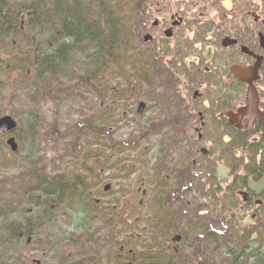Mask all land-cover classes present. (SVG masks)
Masks as SVG:
<instances>
[{
  "label": "trees",
  "instance_id": "trees-1",
  "mask_svg": "<svg viewBox=\"0 0 264 264\" xmlns=\"http://www.w3.org/2000/svg\"><path fill=\"white\" fill-rule=\"evenodd\" d=\"M174 6L171 0H0V91L12 85L30 106L21 111L26 128L15 134L17 126L16 139L46 152L41 105H87L81 107L87 114L66 129L72 140L57 159L63 170L48 173L44 158L28 157V173L0 201V264H26L40 246L56 247L60 264H264L257 239L239 243L234 202L213 190L219 164L229 165L232 186L243 188L264 172V157L258 160L259 151L239 135L229 145L214 136L209 156H200L190 129L198 108L188 107L176 81L186 52L167 40L150 55L138 49L144 23ZM183 75L185 88H194L190 72ZM140 92L150 115L137 113L129 139H115L116 124ZM5 112L0 98V117ZM238 149L244 158L252 154L248 163L236 159ZM98 170L117 171L108 203L92 197ZM61 207L80 209L69 227L94 229L58 238L53 226ZM76 243L79 249L69 251Z\"/></svg>",
  "mask_w": 264,
  "mask_h": 264
},
{
  "label": "flooded vegetation",
  "instance_id": "flooded-vegetation-1",
  "mask_svg": "<svg viewBox=\"0 0 264 264\" xmlns=\"http://www.w3.org/2000/svg\"><path fill=\"white\" fill-rule=\"evenodd\" d=\"M233 1L192 0L186 2L187 8L179 10L174 6L173 10L176 9V12L170 17H168L170 14L167 15L168 10H160L161 17L151 27L161 28L164 40L167 41L173 40L176 33L181 30L183 33L185 31L181 36H177L176 49L183 48L186 52L184 62L179 66L184 72H190L189 78L194 85V88L187 90L185 86H190L188 78L184 81L186 93L182 99L187 101L189 108H198L195 112L196 119L190 124L194 139L198 141L196 152L206 158L209 156L214 136L219 135L220 141L224 145H229L235 142L236 136L239 135L241 138L247 136L249 144L254 145L253 150L259 151L257 159L261 160L264 157V41L262 45L261 40V35L264 36V16L258 13L261 8L259 0H238L240 7L242 3L245 4V14L239 11L240 7L236 11L232 10ZM195 8H200L198 14ZM211 10L215 11L216 15H209ZM197 19L201 21L198 25ZM169 29H172V36L166 37L165 32ZM151 37L150 41L154 39ZM150 41L144 40L145 43ZM224 42L227 45H224ZM243 48H247L252 55L245 53ZM217 51L224 53L225 58H221ZM258 57L263 58L259 71L260 78L253 82L256 94L249 98V83L237 78L235 76L237 70L232 69L252 67ZM256 98L257 105L249 104V99L256 101ZM213 106H219V109L212 111ZM146 108L145 104L142 114ZM245 108L251 117L244 114L240 124L232 122L229 114L239 115V111ZM234 154L236 159L246 160V163L252 155L246 154L244 158L239 149ZM193 164H197L196 158L193 159ZM220 166L229 169L227 179L221 183L218 178ZM233 182L232 168L223 163L219 164L216 168V184L213 190L234 202L232 210H235L236 219L237 210L248 211L253 216V221L258 217L264 218V172L253 174V177L247 180V186L243 185V188L235 184L232 186ZM251 183L255 188H251ZM230 186L232 192H229ZM254 211L256 212L253 213ZM254 227L256 229V226ZM263 229L262 227L260 230L257 229L260 237H263Z\"/></svg>",
  "mask_w": 264,
  "mask_h": 264
},
{
  "label": "rangeland",
  "instance_id": "rangeland-1",
  "mask_svg": "<svg viewBox=\"0 0 264 264\" xmlns=\"http://www.w3.org/2000/svg\"><path fill=\"white\" fill-rule=\"evenodd\" d=\"M186 2H191L192 0H171L172 3L176 4L177 8L180 10L182 8H187L188 4ZM261 2V8L259 9L258 13L263 17L264 16V0H259ZM212 3V2H209ZM232 10H237L240 7V3L238 0H234L232 3ZM196 14L200 12V8H195L194 9ZM245 4L242 3L240 7V12L242 14H245ZM202 11V10H201ZM176 9L170 11L167 13L169 15L168 17L171 16V14H175ZM222 13H227V12H222ZM157 14V15H155ZM155 16H152V20L149 21V23H144V29H140L139 31V40H138V49L140 50L141 53L144 55H150L152 52L164 49V35L162 32V29H151V25L161 17L162 13H155ZM217 14H219L217 12ZM229 14V13H227ZM195 15V14H194ZM209 15H216L215 11H210ZM221 15V14H219ZM197 16V15H195ZM194 18V17H192ZM201 21H198L196 25ZM195 21H192V24L194 25ZM140 20L137 22V27H141ZM148 26V28H147ZM185 33V31H184ZM183 30H181L178 34L176 33V36L173 40H169L167 45H169L170 48L176 49V44H177V36L184 34ZM150 34L151 36L154 37L150 43H145L144 42V37ZM3 49L0 50L2 52ZM218 54L221 56V58H225L224 53L217 51ZM178 75V79H176L177 83H179L178 90L182 93L185 94L186 90L184 88V81L187 79V77L183 75V71L180 70V72H176ZM170 78L169 76L166 77V79ZM3 79L1 76L0 72V81ZM5 81V80H4ZM3 81V82H4ZM175 82V79H174ZM171 83H173V80L171 79ZM176 83V84H177ZM6 84V83H5ZM140 99H138L137 104L132 106V109L128 111L127 113H124L123 116L119 119V122L116 124V129H115V139H122V140H128L129 135L131 133V130L135 128L133 122H138L139 119L136 117L139 109H140V104L145 103L148 105V100L143 92H140ZM0 98L4 99V105H6V108H8V112H5L3 116H11L17 123L18 127H20L19 131H15V134L20 133L21 129H25L26 127L24 124L26 123V116L21 114V111L27 109H30V106L27 102V99L25 95L16 92L13 89L12 85L6 84L5 88L0 91ZM43 108V114L45 115V122H46V127L45 130L42 131L44 134V140L46 143V139L49 148H47L46 152L44 151L43 153L37 154L36 152H33V148H30L28 144H25L22 139L21 141H18L16 139V142L18 144V150L16 152L12 151L11 147L7 145L8 139L11 137L16 138V135L12 133L9 134H2V137H0V142H1V149H0V201L3 200L5 201L6 199L4 198L5 194L9 195V189L19 185V180L23 174H27L29 171V168L31 167L28 163H26V158L36 156V157H42L45 159V163L47 164L48 168V173H53L55 174L54 171L58 170V167L60 168V165L58 164V157L61 154L66 153V146H68L69 142L72 140H67L68 135H66L67 131L66 129L69 128H74L78 124V119L80 116L86 115L87 111L82 110L81 107H86V103H83L81 105V102L79 100H75L74 103H66V105H60V104H54L52 101H48L41 105ZM12 111H14L15 114H12ZM151 112L149 110H146L145 114L146 116H149ZM126 114V115H125ZM0 117V118H1ZM133 123V124H131ZM26 132V131H25ZM113 134V135H114ZM74 137V136H73ZM152 142H155V139H152ZM47 146V144H45ZM43 145V146H44ZM51 147V148H50ZM56 147V148H55ZM55 148V149H54ZM35 153V154H34ZM63 156V155H62ZM73 162V160H69V157H66V163L70 165ZM60 162V161H59ZM76 162V161H75ZM72 169V166H69ZM63 170V168H60ZM100 173V178L97 183H94V187H92L94 190L91 191L93 194L94 199H100L103 202L111 201L113 198V193L117 192V187L119 185V182H116L114 178L116 179L117 176V171H106L103 172L101 170H98ZM24 175V176H25ZM86 175V174H85ZM4 178H8L5 180ZM11 178V179H10ZM4 179V180H3ZM107 187H109L108 190ZM112 187V188H111ZM112 189V191L110 190ZM14 191V188L13 190ZM19 200H14L13 202L16 203ZM64 210V212L58 213L62 217L57 219V223L54 224L53 226V232L55 235H59L58 238H61L63 240H66L72 233H80L81 231H84L86 229H94V225H89L87 228H82V227H69V220L71 219V216H79L82 214L75 213L78 210V207L73 208V210L67 209V208H59L58 210ZM77 210V211H76ZM238 211V212H237ZM237 222H238V240L241 245H246L251 242L252 239H257L258 240V246L261 248H264V229H263V237H260L259 234L257 233V229L260 230V228H264V218H256L255 221H253V216H251L248 211L245 210H237ZM254 211L253 213H255ZM66 213V214H65ZM260 221V222H259ZM256 226V229H254ZM256 230V231H255ZM54 238V235H53ZM48 240V239H47ZM78 243H76V246H71L69 248V251H76L79 249L77 246ZM63 245L59 244V249H62ZM35 253H31V255H28L32 261L29 260L28 263L26 264H35V263H40V264H60L59 262V257L60 254L56 255L55 252H58L57 248L53 246V248H48V247H34L32 249ZM47 251V252H45ZM44 252V253H43ZM55 254V255H54ZM45 256L47 258H45ZM52 256V257H51ZM53 259V260H52Z\"/></svg>",
  "mask_w": 264,
  "mask_h": 264
},
{
  "label": "water",
  "instance_id": "water-1",
  "mask_svg": "<svg viewBox=\"0 0 264 264\" xmlns=\"http://www.w3.org/2000/svg\"><path fill=\"white\" fill-rule=\"evenodd\" d=\"M165 35H166V37H171L172 36V29H169L168 31H166ZM151 39H152V37L150 35H146L144 37V40L146 42L150 41ZM261 40H262V45H263V41H264L263 35H261ZM224 45H227L226 42H224ZM243 51L245 53L252 55L251 53H249L247 48H243ZM262 60H263L262 57H258L256 64L252 67H249V68L234 67L232 69L233 71L237 70V72H235L236 73L235 76L237 78H239L243 82L249 83V85H250V87H249V98L251 97L252 94H256V91L253 87V82L259 80V78H260L259 71H260V68L262 66ZM249 104L257 105L258 99L256 98V101L249 99ZM144 108H145V104L144 103L140 104V109H139L140 114L143 112ZM249 109L250 108L248 106V110ZM248 110H247V108L242 109L239 111V113H240L239 115L229 114V117H231L232 122H237L238 124H240L244 114L250 116V114L247 112ZM16 128H17V123L11 116H3L0 118V132L7 134V133L13 132ZM7 144L11 147L12 151L16 152L18 150V144H17L16 139L14 137L10 138L8 140ZM228 172H229L228 168L223 167V166L219 167V169H218L219 183H221L223 180L227 179V173ZM250 186H251V188H255L253 183H251ZM108 189H109V187H107L106 190H108Z\"/></svg>",
  "mask_w": 264,
  "mask_h": 264
}]
</instances>
